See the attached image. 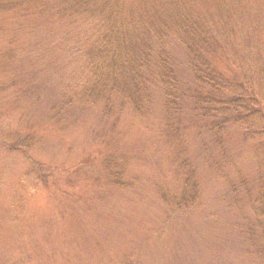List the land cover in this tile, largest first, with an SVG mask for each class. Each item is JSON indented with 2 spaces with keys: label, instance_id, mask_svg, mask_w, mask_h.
<instances>
[{
  "label": "rangeland",
  "instance_id": "374dc122",
  "mask_svg": "<svg viewBox=\"0 0 264 264\" xmlns=\"http://www.w3.org/2000/svg\"><path fill=\"white\" fill-rule=\"evenodd\" d=\"M119 2L132 23L127 39L135 46L126 50L136 56L148 51L150 34L172 31L184 15L219 29V20L229 17L236 35L226 48L245 67L264 64V29L251 26L263 21L264 0ZM114 5L105 6L101 16L106 19ZM97 26L88 19H0V139L13 143L8 147L27 136L37 141L23 151L0 147V264H264L257 225L255 242L241 231L256 222L249 203L255 205L264 155L256 142H242L241 128L226 132L225 159L214 150L212 134L199 130L202 110L198 118L189 110L184 114L182 139L164 132L159 137L167 112L160 89L153 90L146 115L115 110L111 118L103 105L85 106L73 98V105L64 106V98L82 91L89 79L82 54L96 41ZM219 29L214 34L224 43ZM243 32L254 49L243 43ZM169 48L183 83V50ZM102 50L108 55L109 49ZM140 62L135 66L140 64L143 79L153 78L149 72L156 69ZM143 79L134 73L133 81L125 66L105 77L134 95L147 90ZM112 99L124 101L119 95ZM183 166L189 185L177 177ZM243 184L252 199L241 191L234 195ZM184 190L187 199L194 193L198 198L184 208L161 198H179Z\"/></svg>",
  "mask_w": 264,
  "mask_h": 264
},
{
  "label": "trees",
  "instance_id": "16d2710c",
  "mask_svg": "<svg viewBox=\"0 0 264 264\" xmlns=\"http://www.w3.org/2000/svg\"><path fill=\"white\" fill-rule=\"evenodd\" d=\"M92 1L0 0V19L19 20L20 23L36 17L57 18L60 21L65 19L73 22H83L88 19L99 22L94 35L96 41L89 47L86 46L87 50L82 54L89 79L85 81L82 91L77 92V90L71 95L72 97L64 98L65 107L74 104L71 99L73 98L85 106L103 105L104 114L111 118L118 110H128L134 115H146L150 110L148 103L153 90L160 89L164 94L167 112L166 123L161 129L159 137H162L164 132L168 138L179 135V139H182V130L185 127L184 114L189 110L188 113H194L198 118L197 111L202 110L204 116H198L204 120L202 123L204 126L201 125L199 130L205 129L212 134L214 150L218 149L223 158L228 159L225 134L231 127L241 128L243 130L242 142L247 145L249 142H256L260 155H264V64L260 65V69L252 66L245 67L234 56L235 54L226 48L228 38L235 40L234 35H236L229 17L226 16L227 20L226 18L219 20L223 22L219 29L207 25L203 19L196 22L191 19V15H184L182 23L174 27L175 29L172 31L166 28L167 31L162 32L160 29L159 32L150 34L151 38L145 44L148 51L145 50L143 54L136 56L132 51L134 49L126 50L128 47L135 46L132 41L128 42L127 39L132 23L129 22L130 18L126 16L127 11L123 9L119 0H102L99 7L92 4ZM109 5H114V9L105 19L101 16V12L106 8L105 6ZM91 16H95V18L92 19ZM262 19L263 21L255 22L251 26L263 31L264 15L260 20ZM22 26L23 24L20 27ZM218 29L220 37H225L224 43L214 34V31ZM262 33L261 39L264 42V31ZM97 34L102 35V39L99 40V37H96ZM113 36L118 37L115 39L117 41L112 39ZM243 43L250 44L251 49L252 46L254 49L255 43L248 40L246 33H244ZM170 45L171 47L176 45L180 50H183L187 71V79L183 83L181 82L182 78H178L176 74V62H174L176 60L173 59V55L169 51ZM102 49H109L108 55L100 54L101 51L104 53ZM140 60V63L149 64L156 69V73L149 72V75L153 74V78L143 79V70L140 68V64L135 66ZM111 66L113 68L116 66L129 68V74L131 73L133 81L134 73L141 75L144 82L148 84L147 90L142 94H128L122 84L106 83L105 77L113 69ZM255 72L259 78H256ZM102 91H108V93L103 94ZM117 95L121 96L124 101L118 104L113 103L112 98ZM11 144L13 145V143H7L3 138L0 139V147L8 148L11 151L35 148L37 141L35 138L27 136L24 141L16 144L17 147H8ZM180 152H174V157H179ZM183 152L185 153V150ZM181 159H187L186 153ZM111 162L112 160L108 161L109 164ZM261 162L257 179L259 192L255 198V205L249 203L256 222L249 224L246 229L242 227L244 230H241L252 242L257 240L253 229L254 225H257L261 237L264 239V157ZM186 171L184 166L180 170L178 169L177 177H183L184 180H187L186 185H189L192 183L190 182L191 177L186 175ZM114 182L121 187L126 185L120 179H115ZM185 190L179 198L169 197L167 193H163L161 198L165 203L179 204L181 208H184L187 206V202L190 201L193 204L198 199L196 193H194L195 196L187 199ZM240 191L248 196L249 185L243 184L238 188L235 187L234 195ZM259 255L262 258L264 252H260Z\"/></svg>",
  "mask_w": 264,
  "mask_h": 264
}]
</instances>
